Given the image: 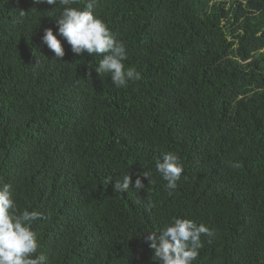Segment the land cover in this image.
<instances>
[{"label":"trees","instance_id":"1","mask_svg":"<svg viewBox=\"0 0 264 264\" xmlns=\"http://www.w3.org/2000/svg\"><path fill=\"white\" fill-rule=\"evenodd\" d=\"M53 8L0 0V181L47 217L32 226L38 254L155 264L145 231L175 217L212 232L193 264H264V0H96L142 74L122 88L95 71L103 54L59 35L56 60L42 43ZM167 151L184 167L172 195L155 172ZM127 173L145 190L115 193Z\"/></svg>","mask_w":264,"mask_h":264},{"label":"clouds","instance_id":"2","mask_svg":"<svg viewBox=\"0 0 264 264\" xmlns=\"http://www.w3.org/2000/svg\"><path fill=\"white\" fill-rule=\"evenodd\" d=\"M35 3H47L54 6V13L61 8L57 24V33L47 28L42 36V43L54 53L56 60L63 61L65 49L57 39V35L64 38L71 51L76 55L101 56L95 71L101 76L106 74L111 79V84L116 88L126 87L130 81H139L142 74L133 68L125 69L124 61L127 60L126 45L118 40L110 31L107 24L94 14L96 0H87L83 8L72 7L79 0H34ZM23 15L24 12L21 11ZM40 63V61H39ZM39 63L34 66H39ZM90 67H93L90 65ZM231 167L238 168V163ZM184 167L178 154L167 151L155 161V172L165 181V189L169 195L178 186L182 178ZM143 178L149 184H154L152 172L143 171ZM186 179V177H185ZM109 184L112 182L108 181ZM134 186L137 192L145 190L141 176L135 179L134 185L129 173L122 176L114 184V192L128 191ZM47 217L36 210L17 207L14 190L11 184L0 181V264H47V257L40 253L37 234L32 226L37 221L46 220ZM147 232L145 242L154 250L153 261L155 264H193L203 247L202 235L211 236L212 232L203 224L197 225L194 221L182 218H173L164 224L157 237L155 232Z\"/></svg>","mask_w":264,"mask_h":264}]
</instances>
